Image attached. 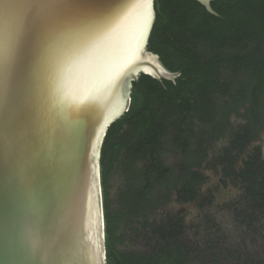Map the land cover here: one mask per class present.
<instances>
[{
	"label": "water",
	"instance_id": "water-1",
	"mask_svg": "<svg viewBox=\"0 0 264 264\" xmlns=\"http://www.w3.org/2000/svg\"><path fill=\"white\" fill-rule=\"evenodd\" d=\"M215 13L211 0H200ZM0 264H108L101 152L141 74L155 0H0ZM14 39L10 47L9 41Z\"/></svg>",
	"mask_w": 264,
	"mask_h": 264
},
{
	"label": "trees",
	"instance_id": "trees-1",
	"mask_svg": "<svg viewBox=\"0 0 264 264\" xmlns=\"http://www.w3.org/2000/svg\"><path fill=\"white\" fill-rule=\"evenodd\" d=\"M155 2L157 18L148 48L181 75L160 80L141 74L129 110L107 131L101 174L108 264H196L181 239L183 220L172 217L156 224L159 241L153 251L120 249L121 213L110 207V178L116 164L124 161L126 201L138 215L145 216L160 202L154 194L157 186L167 188V200L174 193L182 202L197 200L199 187L208 179L202 169L210 156L209 140L229 132L232 116L242 111L247 122L233 131L230 145L216 161L226 177L243 183L251 203L264 206V151L257 145L244 155L264 128V0H211L216 14L200 0ZM196 120L208 127V137L196 135ZM170 133L186 154L178 172L160 157ZM141 160L146 162L142 167Z\"/></svg>",
	"mask_w": 264,
	"mask_h": 264
},
{
	"label": "rangeland",
	"instance_id": "rangeland-1",
	"mask_svg": "<svg viewBox=\"0 0 264 264\" xmlns=\"http://www.w3.org/2000/svg\"><path fill=\"white\" fill-rule=\"evenodd\" d=\"M242 114L232 116L229 132L218 140H209L210 156L202 169L208 179L199 187V198L195 201L179 202L175 193L167 200L164 197L167 188L161 185L154 190L155 196L161 199L157 206L145 216L138 215L129 209L126 201L129 177L124 161L116 164L110 178V207L121 213L120 235L123 243L120 249L137 253L153 251L159 241L156 224L172 217L183 220L184 234L181 239L196 264H264V206L251 203L243 183L226 177L222 165L216 161L224 148L230 145L233 131L247 122ZM193 128L197 136H209L208 127L199 121L194 122ZM173 136L170 133L165 139L160 157L165 166L178 172V165L185 160L186 154L174 143ZM196 140V136L191 138L192 151L197 147ZM257 145L264 151V128L244 155ZM145 163L141 160L138 165L142 167ZM210 196L212 200L206 202Z\"/></svg>",
	"mask_w": 264,
	"mask_h": 264
},
{
	"label": "snow or ice",
	"instance_id": "snow-or-ice-1",
	"mask_svg": "<svg viewBox=\"0 0 264 264\" xmlns=\"http://www.w3.org/2000/svg\"><path fill=\"white\" fill-rule=\"evenodd\" d=\"M7 5L5 4V5H2V6H0V7H6ZM9 45H10V47L12 46V45H14V39L13 40H11V41H9Z\"/></svg>",
	"mask_w": 264,
	"mask_h": 264
},
{
	"label": "flooded vegetation",
	"instance_id": "flooded-vegetation-1",
	"mask_svg": "<svg viewBox=\"0 0 264 264\" xmlns=\"http://www.w3.org/2000/svg\"><path fill=\"white\" fill-rule=\"evenodd\" d=\"M260 136H261V135H260ZM177 200H178L179 202H182V201L179 200L178 195H177ZM185 203H186V202H185ZM178 218H180V217H178Z\"/></svg>",
	"mask_w": 264,
	"mask_h": 264
}]
</instances>
